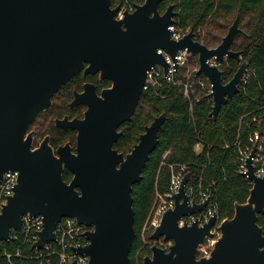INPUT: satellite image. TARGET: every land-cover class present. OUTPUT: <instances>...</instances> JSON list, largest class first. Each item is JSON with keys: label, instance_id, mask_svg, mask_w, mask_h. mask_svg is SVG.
Wrapping results in <instances>:
<instances>
[{"label": "water", "instance_id": "95a60500", "mask_svg": "<svg viewBox=\"0 0 264 264\" xmlns=\"http://www.w3.org/2000/svg\"><path fill=\"white\" fill-rule=\"evenodd\" d=\"M162 1L144 0L117 18L120 7H113L112 0H0V181L10 171L18 173L14 192L0 212V241L21 226L23 215L41 216L42 230L33 244L41 248L56 239L57 223L71 217L93 227L85 232L88 244L75 248L89 256L88 264H130L135 237L132 189L159 142L165 112L145 127L126 155L113 143L121 135L119 125L136 109L149 70L161 65L167 73L169 65L157 50L174 60L179 51L197 56L198 74L212 84L213 119L240 92L249 69L241 52L231 49L241 32L238 17L214 47L195 40L193 30L173 40L169 26L175 24L176 13L173 5L160 12ZM210 58H233L239 67L224 82L223 69L210 66ZM85 63V73L100 70L112 86L101 96L85 86V93H75L73 101L87 106L84 117L56 121L77 131L76 151L66 143L55 153L47 138L32 148L29 128L37 114ZM253 152L242 175L253 182L249 195L245 202H235L232 217L220 222L221 235L210 256L198 258L196 250L213 236L217 215L203 225L197 220L179 225L181 216L207 204H189L187 173L174 194V208L164 212L149 235L150 240L172 244L167 249L151 244L142 264H264V230L258 224L264 214V176L253 172ZM65 169L72 174L69 182L63 178Z\"/></svg>", "mask_w": 264, "mask_h": 264}, {"label": "trees", "instance_id": "16d2710c", "mask_svg": "<svg viewBox=\"0 0 264 264\" xmlns=\"http://www.w3.org/2000/svg\"><path fill=\"white\" fill-rule=\"evenodd\" d=\"M168 5H173L175 24L183 29L204 30L210 22L226 28L224 20L232 15L238 17L242 31L236 35L231 49L240 51L242 60L249 62L251 76L240 92L221 108L216 119L210 115L212 99L201 88L194 87L190 100L184 97L180 83L185 80L182 72L177 74V82L162 81L157 87L142 93L138 110L121 136L126 149L137 142L144 126L149 125L155 116L165 112L166 120L159 130V142L150 154L141 180L133 185L135 237L130 264H142L143 257L150 253L149 246L155 243L149 239V233L143 234V227L155 193L164 194L168 190L170 170L167 164H189L191 170L203 169L205 184L213 183L215 187L219 219L233 216L235 202H245L252 185L235 176L238 153L232 143L238 133L246 134V124L254 116L264 118V0H164L159 4L160 12ZM221 38L218 34H211L208 38L203 33L198 40L214 47ZM238 67L235 59L224 60L223 80L229 81ZM197 96L200 99L195 101ZM190 101H193L192 109ZM197 141L204 144L200 154L193 149ZM64 179H71L68 170L64 172ZM258 224L264 230V214L259 215Z\"/></svg>", "mask_w": 264, "mask_h": 264}, {"label": "built area", "instance_id": "2783aa9c", "mask_svg": "<svg viewBox=\"0 0 264 264\" xmlns=\"http://www.w3.org/2000/svg\"><path fill=\"white\" fill-rule=\"evenodd\" d=\"M143 0H114V6L119 5L117 18L123 16L124 11L132 12L136 5L141 4ZM171 39L179 40L190 30H193V38L198 40L202 37L204 30L198 28L196 30L191 28H181L176 24L170 25ZM200 41V40H198ZM158 53L162 54L165 61L169 65L167 73H164V68L161 65L152 67L146 77L143 92L151 88H155L161 84L162 81L167 83L177 82L176 76L183 69L182 75L185 78L181 81L182 93L186 99L190 100V93L194 91V87L198 86L205 94L210 96L212 92V84L202 74H198V60L197 65L193 69H189V58L194 56L186 51H179L175 55V60L164 50L158 49ZM197 59V57H196ZM210 66L217 65L222 69L223 62H216L214 58L208 59ZM187 68H184L186 67ZM251 72L243 76L240 88L247 82ZM224 81V80H223ZM225 82V81H224ZM211 97V96H210ZM200 97H196L198 101ZM193 101H190L192 109ZM264 118L254 116L250 122L246 124V134L244 136L238 133L236 139L232 143L238 153V165L235 176H240L252 185V181L248 176H242L247 172L246 161L250 157L252 150L253 156L252 166L255 176H264ZM261 127V128H259ZM194 152L196 154L202 153L204 144L197 141L194 145ZM167 153L164 154L166 156ZM170 170L169 186L166 193L161 194L156 192V204L152 206L148 218L143 227V234H151L154 229L160 224L162 215L169 209L175 206L174 194L178 192L181 182L185 174L189 173V177L185 186L186 193L189 198V204H201L207 201L206 206L193 214L181 216L179 218V225L191 224L198 221L200 225L208 222L209 219L217 215V221L212 228V237H206L204 242L200 244L196 250L197 257H209L210 253L220 237L221 233L218 229L222 221L218 217L217 208L218 203L215 196V187L213 183L205 184L203 178V169H190L189 164H167ZM18 173L10 171L4 174L0 181V212L3 205L7 202L9 196L14 192V186L17 183ZM43 220L41 216H29L25 214L22 216V223L19 228H12L7 241H0V264H88L89 256L78 253L75 248L85 246L88 240L85 237L87 230H93V227H88L81 224L76 218L64 217L56 225L55 234L56 239L43 244L41 248H33V244L39 238V232L42 230ZM154 244L158 242L160 247L167 249L172 241H164L159 238ZM26 262V263H25Z\"/></svg>", "mask_w": 264, "mask_h": 264}, {"label": "flooded vegetation", "instance_id": "af4514ba", "mask_svg": "<svg viewBox=\"0 0 264 264\" xmlns=\"http://www.w3.org/2000/svg\"><path fill=\"white\" fill-rule=\"evenodd\" d=\"M114 4V0H112L113 7ZM87 66L88 64L85 63L79 73L73 76L68 84L63 85L61 89L53 95V97L51 98V104L48 106V108L44 111H40L37 114L35 120L29 128V132H31L32 134V148L39 147L47 138L48 144L53 148L55 153L59 147L64 146L66 143H69L72 152L76 151L77 131L72 128L57 125L56 121L63 120L65 117L69 121L73 119H82L84 117V112L86 111L87 106L81 102L73 103V101L75 99V93H85V86L88 88H93L97 96H101L103 90L108 89L112 86V81L110 79L101 77L100 70L95 73H85V69ZM140 100L132 117L138 110ZM132 117L129 121H124L119 125L117 130L121 132V135L113 143V148L116 149L119 153H123L124 155L129 153L133 146L138 142L137 140L134 145H132L129 149H126V145H124L125 142L121 140V136L127 129V123L132 120ZM147 125L144 126V131ZM119 141L121 142L119 143ZM65 170L63 171V178Z\"/></svg>", "mask_w": 264, "mask_h": 264}, {"label": "rangeland", "instance_id": "374dc122", "mask_svg": "<svg viewBox=\"0 0 264 264\" xmlns=\"http://www.w3.org/2000/svg\"><path fill=\"white\" fill-rule=\"evenodd\" d=\"M235 16L234 15H232V16H230L229 18H227L226 20H224V23H226L227 24V26H226V28H219L217 25H215L214 24V22H210V23H208L207 24V26L204 28V33H205V36L206 35H208V38H211V34H213V35H219V36H221V37H223L225 34H226V32H227V30H228V28H229V26L233 23V21L235 20ZM238 26H239V28L241 29V31H242V28H241V25L238 23ZM211 33V34H210ZM217 45V44H216ZM215 45V46H216ZM195 57H197L196 55H194V56H192V57H190L189 58V69H193L196 65L195 64H197V63H195V61H197V59L195 58ZM184 68H187V66L186 67H184ZM183 69H180V72L182 71ZM156 204V196H154V201H153V206Z\"/></svg>", "mask_w": 264, "mask_h": 264}]
</instances>
